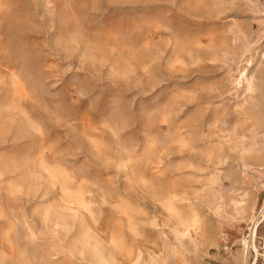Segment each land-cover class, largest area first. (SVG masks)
<instances>
[{
	"label": "rangeland",
	"instance_id": "374dc122",
	"mask_svg": "<svg viewBox=\"0 0 264 264\" xmlns=\"http://www.w3.org/2000/svg\"><path fill=\"white\" fill-rule=\"evenodd\" d=\"M263 204L264 0H0V264H264Z\"/></svg>",
	"mask_w": 264,
	"mask_h": 264
},
{
	"label": "bare ground",
	"instance_id": "6f19581e",
	"mask_svg": "<svg viewBox=\"0 0 264 264\" xmlns=\"http://www.w3.org/2000/svg\"><path fill=\"white\" fill-rule=\"evenodd\" d=\"M245 200H246V199H245ZM242 201H243V199H240V200L235 201V203H236L237 205H240V204H243ZM252 201H254V199H253ZM252 201H251V202H252ZM248 204H249V203H248ZM242 208L244 209V206H243ZM262 220H264V204H263L262 209H261V211L259 212V215L257 216V218H255V219L253 220V231H255L256 234H257V230H258V228H259L260 223L262 222ZM250 231H252V230H250ZM256 234H255V235H256ZM254 237H255V236H254ZM239 242L243 245L242 254H241V259L243 260V264H247V263H246V259H245V257H246V254L248 253L249 242L246 240V238H244V236H243L242 239H240ZM250 247H251V245H250ZM253 250L256 251V252L258 253V249H257L256 244L253 245ZM239 262H240V260H239Z\"/></svg>",
	"mask_w": 264,
	"mask_h": 264
}]
</instances>
